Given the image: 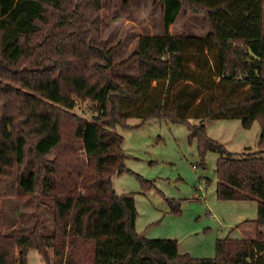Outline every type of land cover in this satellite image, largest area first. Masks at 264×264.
I'll list each match as a JSON object with an SVG mask.
<instances>
[{"label": "trees", "instance_id": "1", "mask_svg": "<svg viewBox=\"0 0 264 264\" xmlns=\"http://www.w3.org/2000/svg\"><path fill=\"white\" fill-rule=\"evenodd\" d=\"M65 1L0 0V80H8L0 81V264H27L30 248L45 264H264L263 24L231 13L259 32L221 35L209 24L205 35H173L167 29L182 8L209 18L234 0L214 8L155 0L165 32L139 37L126 60L137 59V74L119 75L113 48L78 29L83 8L58 13ZM77 101L89 105V119L72 112ZM131 116L184 123L200 157L216 152V196L257 202L252 236L217 239L214 258L196 259L174 239L138 233L133 194L112 185L127 170L115 128ZM213 118H237L244 128L259 121L257 150L233 153L210 138L203 121ZM18 196L30 197L31 223L8 231L2 209Z\"/></svg>", "mask_w": 264, "mask_h": 264}, {"label": "rangeland", "instance_id": "2", "mask_svg": "<svg viewBox=\"0 0 264 264\" xmlns=\"http://www.w3.org/2000/svg\"><path fill=\"white\" fill-rule=\"evenodd\" d=\"M221 1L193 0L196 5L204 4L209 8ZM93 4L92 0H66L63 3L65 9L58 13L82 7L78 29L83 38L97 34L101 45L113 48L114 72L136 75L137 59L126 60L137 50L139 37L165 32L159 2L99 0V6L93 7ZM231 13L250 24L264 26V0H234L224 10L211 13L209 18L205 12H193L184 7L167 31L173 35H205L211 24L221 35L259 32L257 28L251 30L248 25L236 23ZM0 81L8 83L4 77ZM24 92L38 98L35 93ZM88 106L86 102L77 101L72 112L89 119ZM9 110L14 109L10 107ZM188 119L191 124H200L199 118ZM126 124L117 126L115 131L123 137L127 170L114 175L112 185L117 194H133L138 233L151 239H174L180 254L187 253L196 259L214 258L217 239H239L241 229L253 234L251 220L257 216V202L225 200L216 196L219 155L208 151L200 157L197 140L190 138L186 124L159 118L142 121L138 116L129 117ZM203 125L207 135L230 152L241 153L246 148L257 150L260 134L257 120L250 128L242 127L237 118H213L203 121ZM28 198L18 196L5 201L2 215L8 231L29 228L31 205ZM167 199H171L172 204H179L178 211L171 208ZM50 227V214L45 213L43 233H49ZM26 257L27 264H45L36 249L30 248Z\"/></svg>", "mask_w": 264, "mask_h": 264}, {"label": "crops", "instance_id": "3", "mask_svg": "<svg viewBox=\"0 0 264 264\" xmlns=\"http://www.w3.org/2000/svg\"><path fill=\"white\" fill-rule=\"evenodd\" d=\"M240 233H241L240 238H248L249 236H252V234L250 232H248V230L246 231V230L241 229Z\"/></svg>", "mask_w": 264, "mask_h": 264}]
</instances>
